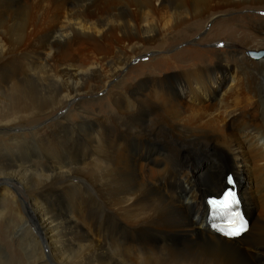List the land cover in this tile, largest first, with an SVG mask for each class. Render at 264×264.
Here are the masks:
<instances>
[{"label": "bare ground", "instance_id": "bare-ground-1", "mask_svg": "<svg viewBox=\"0 0 264 264\" xmlns=\"http://www.w3.org/2000/svg\"><path fill=\"white\" fill-rule=\"evenodd\" d=\"M245 1L264 4L0 0V93L10 97L6 105L0 103V129L55 116L70 98L94 96L107 87L112 100L106 114L79 100L28 135L2 134L0 178L13 177L24 190L53 262L264 263V192L259 196L243 184L251 157L264 179V55L250 54L251 60L239 45L225 44L232 55L220 53L214 73L220 64L232 66L219 73L228 82L218 86H212L219 84L213 69L198 66L173 73L171 80L148 72L132 79L134 83L117 82L109 88L132 57L146 53V43L166 45L175 32L182 36L193 26L204 28L202 20L214 17L217 7H238ZM250 20L243 25L230 18L220 25L239 26L264 40V18ZM86 45H99L104 58L80 56ZM27 67L40 69L51 84L28 92L23 78ZM175 83L181 84L179 93L171 90ZM25 123L18 127L31 125ZM205 157L211 163L196 173V161ZM230 168L235 174L222 176L221 170ZM230 173L251 217L250 230L231 239L208 230L206 223L207 199L227 187ZM6 182L0 186V226L16 216L10 224L21 231L26 264H48L29 230L24 206L4 187ZM46 194L48 203L39 205ZM5 253L0 243V264H7Z\"/></svg>", "mask_w": 264, "mask_h": 264}, {"label": "rangeland", "instance_id": "rangeland-1", "mask_svg": "<svg viewBox=\"0 0 264 264\" xmlns=\"http://www.w3.org/2000/svg\"><path fill=\"white\" fill-rule=\"evenodd\" d=\"M257 8V9H256ZM259 9V10H258ZM214 17H212L210 20L203 19L202 21L205 22L204 28H195V26L191 27V29L187 30L183 35L181 36L180 33H174L166 45H161L160 41L146 43L145 48L143 50H146V53L138 54L131 58V61L129 64L121 71V74L118 75L116 78L113 79V82L109 83V88L112 86V83L117 82H131L134 83V79L141 77V75H147L149 73L160 76V77H170L173 73L177 71H184V70H190L191 68H197L198 66L202 67V69L206 70L207 68L213 69L215 67V63L218 62L219 54L222 53L224 55H232L231 54V47H227L225 44H228L230 42L235 43L236 45H239L240 48H242V55L246 56V58L253 60V57L250 55V51H263L264 45H261V42L263 43L264 40H262L261 37L258 36H252L250 34L245 33V30L243 28L238 27H229L228 24L226 25H220L221 22L226 21L227 19H234L235 21L245 25L246 22H250L251 18H264V4L254 3V2H246L237 6H231L230 4L222 5L221 7H217ZM197 26V25H196ZM204 29V30H203ZM198 33V34H196ZM196 34V35H195ZM248 37H247V36ZM245 37V38H244ZM242 41V42H241ZM163 43V42H162ZM186 51L183 54H180V56H176V53ZM79 53H81L80 56H84L89 54V56L96 57L99 59H103V52L101 50V47L98 45L96 46H89L86 45V47H81L79 49ZM158 57V58H157ZM262 58V57H261ZM232 59V58H231ZM258 60V59H256ZM194 62L192 64V62ZM185 65V66H183ZM209 66V67H208ZM228 66H232L231 63L229 64H220V71H217L214 73V69L212 70L213 76L215 75L217 81L219 84H213L212 83V75L210 73V76L207 81V83H212V86H218L222 83H227L223 81L219 76V73H227L229 70L227 69ZM37 70V71H35ZM107 73L109 74L108 68L106 69ZM26 73L23 76L25 80L26 90L28 89V92H32L33 90H39V89H46L52 82V79H43L42 72H39L40 69H30V67H27L25 69ZM31 72V73H28ZM149 72V73H148ZM36 77H35V76ZM226 76V74L224 75ZM124 77V78H123ZM123 78V79H122ZM42 79V80H41ZM122 79V80H121ZM133 79V80H132ZM41 80V81H40ZM38 84V85H37ZM37 85V86H35ZM179 85L181 84H174L171 85V90L176 92L180 91ZM182 87V86H181ZM219 90V89H217ZM216 90V91H217ZM108 87L105 88L100 93H96L94 96L90 95H83L80 97L70 98L67 104L64 106L62 110H59L56 112L55 116L60 115V113H66L69 109H71L75 104L81 100V102H84L82 106L90 108L91 111L106 114L108 111V106L111 105V97L108 94ZM2 92V90H0ZM2 93H0V103L3 105H6L10 102V97L7 92L4 93L1 96ZM99 95V96H98ZM3 98V99H2ZM5 102V103H4ZM62 111V112H61ZM51 114V113H48ZM53 115V114H52ZM49 116L48 118H34L31 120H28L23 123L28 124L31 123L26 128H19L20 124L23 123H9L10 125H14V127H8L3 129H0V153L2 149L3 141L6 139V135H2L5 132H11V133H17V134H24L28 135L30 131H34L35 129H40L45 124L52 123V120H54L55 116ZM72 118H76L75 116H72ZM42 119H45L43 122ZM34 129V130H33ZM236 129V128H235ZM2 132V133H1ZM237 132H242L241 129H236ZM248 135V134H247ZM251 142V141H249ZM246 146L249 145L248 142H243ZM250 155V154H248ZM3 155L0 154V157ZM253 158H249V170L247 171V178L243 180V184L251 186L253 189L257 190V194L260 196L261 193L264 192V187L260 188L264 184V179L261 177L257 172L256 169L253 168ZM210 159L207 157L203 158L201 161L199 159L196 161V164L198 165L196 173H200L203 171L207 166L210 164ZM233 171L235 174L234 169L231 168L229 170L223 171L221 170L222 176L224 175V172H230ZM4 178V179H3ZM0 178V186L6 182V185L4 187H8V189H11L13 193H15L18 196L19 202L24 206V212L27 215V219L29 222V230L32 231L34 235H36L42 250L45 254L46 260L48 259V264H57L52 261L50 251L47 248V238L46 234H42V230L40 231L39 225L35 221V218L32 215L31 209L29 210L27 197L24 193V190L22 187L15 181L13 177H3ZM10 178V179H9ZM77 180V178H76ZM263 182V183H262ZM22 190H21V189ZM262 189V191H261ZM243 191V189H242ZM215 194H219V192H215ZM213 194V195H215ZM1 197V196H0ZM49 197V195H45L41 198L39 201V205L47 204L48 201L46 199ZM206 198V197H205ZM14 209V210H13ZM35 208H33L34 210ZM13 212H16V208H12ZM15 220H17V217H13ZM251 218V217H248ZM15 220L12 222H15ZM11 222V221H10ZM10 222L4 221L3 226H0V243L4 245L5 255L4 259H6L7 264H26L27 255L25 252V247L19 238L21 237V231L15 229L12 227ZM11 222V223H12ZM15 229V230H14ZM5 241V242H4ZM42 243V244H41ZM8 255V257H7ZM8 259H7V258ZM3 261V260H2ZM5 261V260H4ZM260 264V263H259Z\"/></svg>", "mask_w": 264, "mask_h": 264}, {"label": "snow or ice", "instance_id": "snow-or-ice-1", "mask_svg": "<svg viewBox=\"0 0 264 264\" xmlns=\"http://www.w3.org/2000/svg\"><path fill=\"white\" fill-rule=\"evenodd\" d=\"M229 182H232L231 178H229ZM222 203L225 210L231 212L238 205L239 201L236 199V194L230 191L226 193L225 200ZM247 227V223L239 216V213H237L233 226L225 233V235L232 238L239 237L242 233L247 231Z\"/></svg>", "mask_w": 264, "mask_h": 264}, {"label": "water", "instance_id": "water-1", "mask_svg": "<svg viewBox=\"0 0 264 264\" xmlns=\"http://www.w3.org/2000/svg\"><path fill=\"white\" fill-rule=\"evenodd\" d=\"M250 54L252 56H255L257 58H259L260 56L264 55V51H260V52H254V51H250ZM218 235V234H217Z\"/></svg>", "mask_w": 264, "mask_h": 264}]
</instances>
